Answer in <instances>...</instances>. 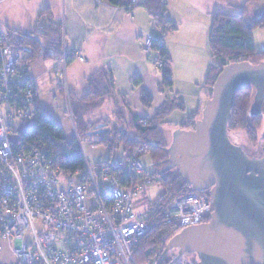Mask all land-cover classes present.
<instances>
[{"label":"built area","instance_id":"1","mask_svg":"<svg viewBox=\"0 0 264 264\" xmlns=\"http://www.w3.org/2000/svg\"><path fill=\"white\" fill-rule=\"evenodd\" d=\"M19 59L0 32V106L16 107L0 108V254L8 256L0 264H144L133 249L148 231L153 206L144 208L145 198L156 180L143 175L135 157L62 171L41 142L23 138L38 91ZM211 209L208 193L194 191L175 197L164 216L180 230L204 221ZM162 249L147 264H159ZM172 259L168 264H178Z\"/></svg>","mask_w":264,"mask_h":264},{"label":"trees","instance_id":"2","mask_svg":"<svg viewBox=\"0 0 264 264\" xmlns=\"http://www.w3.org/2000/svg\"><path fill=\"white\" fill-rule=\"evenodd\" d=\"M146 7L153 6L158 10L154 14V23L161 33H167L176 28V25L165 18V2L163 0H144ZM112 4L129 10L138 5L137 0H112ZM260 6L258 13L252 12V7ZM47 18V19H46ZM37 26L33 32L26 33L21 30L8 27L2 33L3 42L16 48L20 54L19 63L25 67L37 58H57L63 55V39L60 24H55L48 17L46 10L40 11L37 16ZM54 24V28L51 26ZM264 27V0H245L244 4L236 11L214 12L211 17V25L208 31V44L212 63L207 67L205 80L202 84L205 98L210 95L208 90L217 77V73L229 62L246 60L258 63L264 60V49L257 50L253 40V30ZM48 31V32H47ZM43 37V40L40 38ZM152 49L155 52V60H160L161 66L156 67L162 79L161 86H171V58L164 42L152 40ZM74 59V52H65V61L68 63ZM110 70H97L87 78L88 88L86 94L81 97L69 94V105L73 117V131L71 136L65 137L61 127L37 106L34 111L32 124L24 129L21 136L31 141L41 142L44 149L48 151L55 166L66 172H75L83 169L85 158L79 145L81 136L96 135L98 140L94 143L102 144L107 148V158L94 165L108 162L115 150L122 148L119 158H139L147 154L150 156L151 164L145 166V172L154 174L167 166V146L164 142V133L161 132L159 124L166 123L165 116L175 109L183 110L182 100L166 98L158 106L152 116L141 118L138 113L131 111L129 103L123 92H116L110 81ZM135 84L137 79H133ZM61 89V88H60ZM140 101L146 106L152 104V96L148 90H140ZM252 88L244 87L235 94L230 120L228 122L229 134L231 130L243 129L246 131L248 140L259 142L260 134L258 128L264 110L260 114H249L252 99ZM112 98L115 109L108 117H100L98 120L85 118L88 111L99 108L105 98ZM264 107V104H263ZM201 107L190 114L183 122L177 123L176 127H192L194 120L199 117ZM103 123L104 130L96 131V125ZM106 128V129H105ZM103 129V128H102ZM80 137V138H79ZM79 139V140H78ZM93 146V142L91 144ZM164 172V171H163ZM161 191L153 203L152 211L147 216L149 228L147 233L137 241L133 249L135 261L147 264L155 256L154 250L159 246L165 247L168 239L178 233L172 223L166 220L164 212L169 208L175 197L194 192L193 186L188 184L175 170L162 173L159 176ZM209 214L204 221L209 220ZM176 249L172 248L158 256L159 264H168L176 256ZM178 264H199L195 253H185L177 260Z\"/></svg>","mask_w":264,"mask_h":264},{"label":"crops","instance_id":"3","mask_svg":"<svg viewBox=\"0 0 264 264\" xmlns=\"http://www.w3.org/2000/svg\"><path fill=\"white\" fill-rule=\"evenodd\" d=\"M142 1L144 0H137V6L125 10L121 7L115 8L112 0H0L2 33L8 27L26 33L33 32L37 26V16L42 10H46L53 23L61 26L63 55L57 58H37L27 69L37 84L36 106L61 127L65 137H69L74 127L68 92L78 97L86 94L87 78L97 70H110L113 88L116 92L125 94L130 107L138 103L140 110H150L143 115L138 113L141 118L152 116L154 110L164 102L166 96L163 97L162 94V79L154 65L155 52L153 49L147 52L144 47L147 40L163 41L167 46L171 57L172 85L169 87L182 80V76L177 75L176 67L179 65L184 69L187 66H197V82L194 79H183L196 85L202 70H206L212 63L208 44L212 15L217 11L236 13L245 2L163 0L165 18L172 20L176 28L162 34L153 18L154 14H158V10L153 6L146 7ZM53 23L51 26L54 28ZM40 40H43V37ZM66 51L74 52V59L68 63L63 60ZM77 53H80L85 61L77 59ZM133 79H137L138 83L135 84ZM142 88L148 90L152 96L153 102L146 108L140 101ZM131 92L136 100L131 99L132 103L127 97ZM173 94L183 101L182 111H186L187 94L180 89L174 90ZM203 97L205 98V94ZM197 100L195 111L199 106L202 107L201 92H198ZM109 104L112 107L111 112L114 111L115 103L110 97L105 98L94 111ZM85 115L86 119L92 116L89 113ZM186 117L177 122H183ZM7 257L0 254V261Z\"/></svg>","mask_w":264,"mask_h":264},{"label":"water","instance_id":"4","mask_svg":"<svg viewBox=\"0 0 264 264\" xmlns=\"http://www.w3.org/2000/svg\"><path fill=\"white\" fill-rule=\"evenodd\" d=\"M259 11L260 6L252 8ZM244 87L252 88L249 114H260L264 60L226 64L193 126L172 133L164 170L174 169L196 192L207 191L212 207L209 220L182 227L168 239L163 252L175 248L173 262L195 253L199 264H264V145L248 151L228 130L235 94Z\"/></svg>","mask_w":264,"mask_h":264},{"label":"rangeland","instance_id":"5","mask_svg":"<svg viewBox=\"0 0 264 264\" xmlns=\"http://www.w3.org/2000/svg\"><path fill=\"white\" fill-rule=\"evenodd\" d=\"M252 8H256V7H252ZM162 34H166V33H162ZM150 40H149V42H150ZM253 40H254V42H256L255 47H256L257 50L264 49V27L263 28H255L253 30ZM161 42H163V41H161ZM146 43H147V41L144 44V47L146 48V51L147 52L149 50L151 51V49L153 47L152 46V40H151V44L149 46L150 47L149 50H147ZM177 59H178V57H177ZM63 60L65 61V58ZM154 65H155V67H160L161 66L160 60L156 59L154 61ZM27 68H28V66H27ZM176 68H177V75L182 76L181 77L182 80L180 82L179 81L175 82L174 86H172V87L163 86L162 87V90H163L162 94H163V97L166 96V98H170V99H174L175 100L176 96H175V94H173L174 90H179L180 89L181 92L186 93L187 94V95H185V99H187V101H186V109H185L186 111L175 109L174 112H172L169 115L165 116V119H164V120H166L165 124H163V123L159 124L161 132L164 133V139H165L164 142L166 144L169 143V141L171 140L172 133H173L174 129H176V126L178 125L177 123H179L177 121H179L182 117H186V115H188L189 113L195 111L196 104H197V101H198L197 100L198 92H201V99H203L202 102L205 100V98L203 97L205 90L200 85H202V83H203V81L205 79L204 76H205V73H206L207 69L206 70H204V69L202 70V74H200V76H199L200 80H199L198 83H196L197 80H195V77H197L199 75V74H197V72H198L197 66H187L184 69L183 66L179 65ZM183 69H184V72H183ZM203 71H205V72H203ZM27 72H28V69H27ZM28 74H29V72H28ZM31 76H33V75H31ZM185 78H187V79H185ZM183 79H185V80H189L190 79L192 81L194 79V81H196V82H194V83H196V85L192 84V82H187V81H185ZM172 90H173V92H172ZM210 91L211 90L209 89L208 92H210ZM155 94H157V93L155 92ZM133 96H134L133 92L127 94L128 100L130 102H131V99L133 101H136L135 98H133ZM68 104H69V102H68ZM146 107L147 106H145V108ZM0 108H1L2 112L5 111V113L7 111H10L11 113L16 111V107H10L8 103L2 104L0 106ZM130 108H131V111H133V112L141 113L140 115L146 114V112L150 111V110H146L144 112L142 107H141L142 110H140V108L138 106V103L137 104H132ZM111 110H112V107L109 104L108 106H103V108L99 109L98 111L97 110L96 111H94V110L88 111V113L92 115L89 119L90 120H98L100 118V116L108 117V116H110ZM3 115H5V114H3ZM15 121L17 123H19L20 119L16 118ZM32 122H33V120L26 121L25 124H24L25 127L26 126H30ZM102 124L103 123H99L95 127L96 131L99 132V133L102 130V128L104 129V126ZM263 126H264V112H263V116H262V119H261V125L258 128V132H257L258 134H261V132L263 130L262 129ZM187 128H189V127H187ZM187 128H185V129H187ZM69 132L70 131H68V133ZM69 136H71V134ZM229 136H230V139H232L233 141L238 142L240 144H243L249 150L250 149L253 150V148H255L256 144L258 143V142H251L250 140H248L246 131L243 130V129H241V130L240 129L231 130ZM97 140H98V136L91 135V134H89L88 136H81V138H80V148L82 150L83 158H85V161L87 163H89V164H93L94 162H99L101 160H104L108 156L107 155L108 151H107L106 147H104L102 144L94 143V141H97ZM92 142H93V147L91 146ZM121 149L122 148H119V149L115 150V152L112 153V155H111L112 159L119 158V156L121 155V152H122ZM139 162L142 165V167H145V166L149 167V165L151 164L150 156H148L147 154L142 155V157L139 158ZM143 175L144 176L145 175H150V176L154 177V179L156 180L154 185L151 186L150 189L148 190V192H147L148 196H146V198H145V206H144V208L148 209L150 206L153 205V202L156 200L158 194L161 191L160 184H159V181H158L160 174L157 172L156 175H154V174H149V173L145 172V174H143ZM205 192H207V191H205Z\"/></svg>","mask_w":264,"mask_h":264},{"label":"flooded vegetation","instance_id":"6","mask_svg":"<svg viewBox=\"0 0 264 264\" xmlns=\"http://www.w3.org/2000/svg\"><path fill=\"white\" fill-rule=\"evenodd\" d=\"M238 143V142H237ZM261 144H263L264 145V139H261V141L260 142H258L257 144H256V147L255 148H253V150H259L263 145H261ZM253 150H249L248 149V151H252L253 152ZM160 170H164V169H160ZM174 169H167V170H164V172L162 171L161 173H160V175L162 174V173H167L168 171H173Z\"/></svg>","mask_w":264,"mask_h":264}]
</instances>
